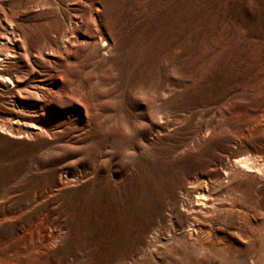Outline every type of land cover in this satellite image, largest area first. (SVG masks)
<instances>
[{
	"label": "rangeland",
	"instance_id": "1",
	"mask_svg": "<svg viewBox=\"0 0 264 264\" xmlns=\"http://www.w3.org/2000/svg\"><path fill=\"white\" fill-rule=\"evenodd\" d=\"M261 163L264 0H0V264H181L198 175L187 264H264Z\"/></svg>",
	"mask_w": 264,
	"mask_h": 264
},
{
	"label": "bare ground",
	"instance_id": "2",
	"mask_svg": "<svg viewBox=\"0 0 264 264\" xmlns=\"http://www.w3.org/2000/svg\"><path fill=\"white\" fill-rule=\"evenodd\" d=\"M154 1V0H153ZM159 6V5H158ZM104 14L103 11H101ZM260 161L258 156L255 157H246L235 161V164L241 169H247L248 171L252 170L253 162ZM259 163V162H258ZM260 166L264 167V163H261ZM225 179L230 176V173L225 170ZM221 180H213L212 178L206 175H198V178L190 182L189 186L184 188V205L183 207L186 210L199 209L198 213L194 215L193 221H191L185 228V237L186 239H177V238H168L167 244H161L155 236L153 244H157L164 248L166 253H172L175 256L179 257L181 264H187L185 260H190L192 256H199L204 247L203 243L198 241L197 238L200 235V228L198 227L201 221H209L213 223L216 220V216H213L215 200L221 195ZM216 191L217 194L212 193ZM224 193L231 194L230 189L227 187L224 190ZM210 200V201H209ZM229 200V199H228ZM174 208V207H173ZM194 213V212H192ZM193 217V215H192ZM192 219V218H191ZM160 230V229H159ZM162 233V232H161ZM174 237V236H173ZM152 245V246H154ZM151 245L149 248L152 247ZM158 246V247H159ZM154 250V249H153ZM152 251V250H151ZM164 251V252H165ZM259 258V257H258ZM260 261V260H259ZM150 262V261H149ZM252 263V262H251ZM171 264H177L176 262H171Z\"/></svg>",
	"mask_w": 264,
	"mask_h": 264
},
{
	"label": "clouds",
	"instance_id": "3",
	"mask_svg": "<svg viewBox=\"0 0 264 264\" xmlns=\"http://www.w3.org/2000/svg\"><path fill=\"white\" fill-rule=\"evenodd\" d=\"M133 95L135 96L136 93L134 92ZM139 98V97H137ZM146 125L141 121H129L125 118L122 114L119 116L118 119H114L110 124H108L104 131L110 132L113 128H118L123 136L125 137H134L138 134L140 130H143ZM135 152L130 149H125L122 153L123 157H133ZM126 163H130V160H125Z\"/></svg>",
	"mask_w": 264,
	"mask_h": 264
}]
</instances>
